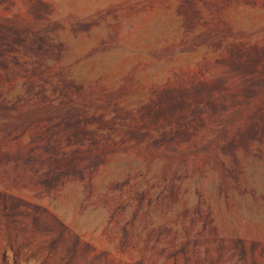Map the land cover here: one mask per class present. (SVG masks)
Instances as JSON below:
<instances>
[{
    "label": "rangeland",
    "instance_id": "obj_1",
    "mask_svg": "<svg viewBox=\"0 0 264 264\" xmlns=\"http://www.w3.org/2000/svg\"><path fill=\"white\" fill-rule=\"evenodd\" d=\"M0 264H264V0H0Z\"/></svg>",
    "mask_w": 264,
    "mask_h": 264
}]
</instances>
